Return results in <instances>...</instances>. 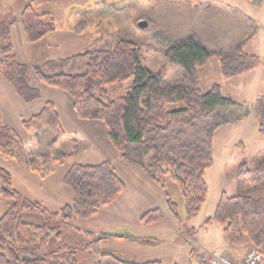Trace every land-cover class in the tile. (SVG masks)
Returning a JSON list of instances; mask_svg holds the SVG:
<instances>
[{"label": "trees", "instance_id": "16d2710c", "mask_svg": "<svg viewBox=\"0 0 264 264\" xmlns=\"http://www.w3.org/2000/svg\"><path fill=\"white\" fill-rule=\"evenodd\" d=\"M21 12L6 15L0 21V76L25 103L40 98V92L31 87V80L65 91L73 101V109L82 121H99L107 130L113 148L126 163L141 168L163 191L166 209L177 219L178 208L165 193V182L170 180L186 202L189 217L199 213L207 198L208 187L204 176L212 167V143L215 128L207 122L216 119L215 112L236 110V102L223 97L218 86L202 92L199 88L198 70L207 65L213 52L197 38L189 36L170 45L165 55L182 70L181 83L167 84L141 64L142 53L131 40L117 36L111 48L86 52L85 71L80 75L46 74L41 67L27 66L12 53L10 30L18 26L29 43H37L56 31V22L49 13L37 14L35 7L49 5L55 0H25ZM245 43L227 54L219 56L220 72L225 78H236L260 65L256 56L244 52ZM133 80L131 89L122 97L110 100L109 86H123ZM181 106L176 110L169 107ZM218 119V118H217ZM223 120V119H222ZM222 120L221 123L223 122ZM31 135L27 145L7 126L0 115V158L26 167L41 179L49 177L55 165L63 161L67 151L55 153L66 140L57 111L46 103L41 112L23 123ZM44 129L53 135L49 151L38 154ZM185 130L193 132V139L180 144ZM172 149L160 143L169 141ZM153 152L147 160L149 152ZM255 169L246 168L238 173L241 180L249 179L251 186L244 194L220 196L213 217L205 225L216 222L223 226L224 242L231 247L246 244L257 250L264 259V197L254 199L250 193L264 190V150L255 159ZM245 167V164H242ZM62 183L72 192V202L57 213H49L38 204L23 198L12 187L8 171L0 168L1 196L9 209L0 217V264H78V254L86 253L96 258L93 264H160L159 262H130L113 252H102L101 245L108 239H124L112 235L82 233L85 244L72 248L61 244L55 251L49 247L61 238L63 229L71 228L68 222L87 220L96 216L103 207L113 203L123 192L124 183L109 162L99 165H72ZM23 212L38 213L45 217L42 226L22 221ZM163 219L160 210L145 213L140 222L149 226ZM75 228H73L74 230Z\"/></svg>", "mask_w": 264, "mask_h": 264}, {"label": "rangeland", "instance_id": "374dc122", "mask_svg": "<svg viewBox=\"0 0 264 264\" xmlns=\"http://www.w3.org/2000/svg\"><path fill=\"white\" fill-rule=\"evenodd\" d=\"M25 3V0H0V21L9 14L17 16ZM34 10L37 14H51L56 22L57 32L36 45H25L23 56L29 63L36 64L71 58L69 64H47V70L51 73L83 74L86 59L78 56L111 48L117 36L134 42L141 50L142 66L160 76L167 84L181 83L183 79L181 68L165 55L170 45L193 36L213 52L214 56L207 65L198 70L199 88L205 93L216 85L223 97L233 100L240 108L217 111L216 119L211 117L207 121L215 128L212 143L213 163L204 176L208 193L199 213L188 216L184 198L178 188L167 179L165 193L177 205L178 218L175 219L167 213L168 218L162 221L158 232L155 228L138 231L136 223L121 227L113 219L108 224L106 221L99 223L92 220L90 223L95 224L93 226L74 219L68 222L71 228L63 229L61 238L55 239L49 247L50 251L57 250L61 244L79 248L86 241L82 233L96 232L95 235H100L103 232L102 234L124 239H108L102 243L101 251L119 254L130 262L202 264L199 254L206 253L203 249L216 246L217 235L223 229L216 222H211L208 228L205 220L213 217L222 194L235 197L244 194L251 187L247 177L239 180L238 173L244 168L254 170V159L264 150V0H55L52 4L35 7ZM140 22L145 23V27H139ZM63 29L75 31L77 35L65 39L60 36ZM80 32L83 36L78 35ZM242 43H245L244 52L258 57L260 65L240 77H223L219 56L229 53ZM32 51L35 55L31 56ZM51 66L53 70L50 69ZM132 85L133 80H130L121 87H107L108 98L114 100L124 96ZM179 108L181 106L168 109ZM180 135L183 139L179 140V145L188 143L194 137L190 130H185ZM172 137L171 135L166 143H160V146L172 149ZM52 138L51 131L44 129L37 147L38 154L49 151L48 145ZM101 140L111 145L108 137L106 139L102 136ZM88 141L86 139L82 144H87ZM75 144V140H65L59 150L69 151L68 148ZM152 153L151 151L143 156V160H147ZM71 156L69 153L63 161ZM120 159L123 161L121 157ZM243 163L245 167H242ZM67 167L66 164L64 168H57L46 180L36 178L33 183L29 178L21 177L20 170L7 168L5 161L0 158V168H7L14 174V188L27 201L41 207L45 205L47 208L49 200H53L59 187H66L60 178ZM158 189L162 192L160 187ZM249 196L254 199L262 198L264 190L252 192ZM9 206L1 196L0 187V217ZM164 207L166 208V204ZM108 216L110 214L103 212L97 217ZM20 217L27 224L42 226L45 223V217L38 213L23 212ZM96 229L100 232L93 231ZM140 236L146 239H140ZM251 249L254 248H249ZM95 261V257L86 253L78 254V264H93ZM261 264H264V259Z\"/></svg>", "mask_w": 264, "mask_h": 264}, {"label": "crops", "instance_id": "0c3cea01", "mask_svg": "<svg viewBox=\"0 0 264 264\" xmlns=\"http://www.w3.org/2000/svg\"><path fill=\"white\" fill-rule=\"evenodd\" d=\"M56 32L57 28L56 31L49 36L56 34ZM76 35L77 34L75 31L65 29H63L60 33V36L65 39L75 37ZM78 35L81 36L82 32L78 33ZM46 38L42 39L37 43L45 41ZM10 40L12 45V53L18 58L20 63L25 64L27 66L41 67V69L49 75L57 73H51V71L47 70V64L51 63L53 64V66H56L57 63H62V65H65L69 64V61L71 59H55L50 60L46 64H36V62L29 63L25 56H23V47L25 45L33 46L37 43H29L24 37V35L21 33V30L17 25L13 26L10 30ZM30 55H35V52L32 51ZM53 66H51L50 69L53 70ZM47 71H49L50 73ZM31 87L40 92V98L31 103H25L16 95L13 88L0 76V115L3 122L12 130H14L27 145H30L31 135L25 131L23 123L29 120L30 118L38 115L46 103H52L55 106L61 128L67 137L66 140H75L77 144L71 146V148H68L69 151L67 150V152L72 154V156L69 159L63 161L62 163L55 165L53 174L57 168H64V166H66L67 164L68 167L64 172L61 173L60 180L62 182L65 173L72 165L94 166L99 165L103 162H109L116 170L118 177L124 183V190L115 199V201L103 207L95 217L87 220H82L85 221L84 224H89L91 226L95 225L90 223V221L92 220H97L99 223L106 221V223L108 224L109 221L113 219L116 222H119L121 227H127L128 225L136 223L135 227L136 229H138V231L146 230L143 228H155L154 230L158 232L161 228L159 227L160 224L162 223V221L168 218L166 217V215L167 213H169L164 207L165 197L164 193H162L163 191H159V186L138 166L124 163L120 159L115 149L111 145L109 146L101 140L102 136H105L107 139V130L105 129L103 123L99 121H81L77 119L73 109V101L65 91L48 87L38 82L34 78L31 80ZM86 139L89 140L88 143L82 144L84 141H86ZM59 147L54 150L56 154H59L62 151L59 150ZM35 152H37V148L35 149ZM5 164L7 168L13 169L15 171L20 170L19 172L22 173L20 174V176L29 178V180H31L33 183H35V181L37 180L36 178H39L37 175L31 173L26 167L17 166L12 161H5ZM7 168L4 169L8 171L11 175L13 189L22 196V194L13 186L14 174L11 172V170H8ZM46 179L47 178L42 180ZM55 193L57 194L53 196V200H49L48 198H46L50 201L49 203H51V205H49L48 203V208L45 205H42V207L49 213L59 212L64 206L71 204L73 199L72 192L66 187H59L58 191H56ZM56 206L58 208H55ZM152 210H160L163 214V219L149 226L143 225L140 222L141 217L145 213ZM103 212L106 214H110V216L102 218L97 217L100 215V213L103 214ZM106 225L105 227H107ZM209 227L210 225L208 226V228ZM93 231L100 232V230L98 229ZM88 233L94 234L96 232ZM102 233L103 232H101L100 235H103ZM97 236H99V234H97ZM139 238L146 239L144 236H140ZM222 240L223 236L221 229L219 231V235H217L216 246L213 248H208V250L203 249V251L206 253H223L235 261L242 260L249 251L250 247L246 244H243L238 247H231L226 243H223Z\"/></svg>", "mask_w": 264, "mask_h": 264}, {"label": "built area", "instance_id": "2783aa9c", "mask_svg": "<svg viewBox=\"0 0 264 264\" xmlns=\"http://www.w3.org/2000/svg\"><path fill=\"white\" fill-rule=\"evenodd\" d=\"M198 258L202 264H261L263 260L255 249L249 250L240 261H234L222 253H201Z\"/></svg>", "mask_w": 264, "mask_h": 264}, {"label": "water", "instance_id": "95a60500", "mask_svg": "<svg viewBox=\"0 0 264 264\" xmlns=\"http://www.w3.org/2000/svg\"><path fill=\"white\" fill-rule=\"evenodd\" d=\"M139 27H145V23L140 22V23H139Z\"/></svg>", "mask_w": 264, "mask_h": 264}]
</instances>
